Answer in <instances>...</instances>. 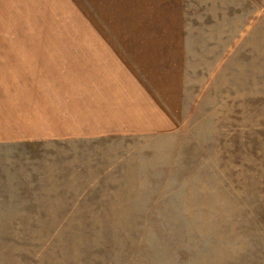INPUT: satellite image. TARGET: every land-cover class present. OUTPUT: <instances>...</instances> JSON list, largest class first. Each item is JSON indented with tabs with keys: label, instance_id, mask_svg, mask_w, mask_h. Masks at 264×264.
Segmentation results:
<instances>
[{
	"label": "rangeland",
	"instance_id": "rangeland-1",
	"mask_svg": "<svg viewBox=\"0 0 264 264\" xmlns=\"http://www.w3.org/2000/svg\"><path fill=\"white\" fill-rule=\"evenodd\" d=\"M0 264H264V0H0Z\"/></svg>",
	"mask_w": 264,
	"mask_h": 264
},
{
	"label": "crops",
	"instance_id": "crops-1",
	"mask_svg": "<svg viewBox=\"0 0 264 264\" xmlns=\"http://www.w3.org/2000/svg\"><path fill=\"white\" fill-rule=\"evenodd\" d=\"M100 94H99V111H100V109H101V102H100ZM146 119H147V117H145Z\"/></svg>",
	"mask_w": 264,
	"mask_h": 264
}]
</instances>
